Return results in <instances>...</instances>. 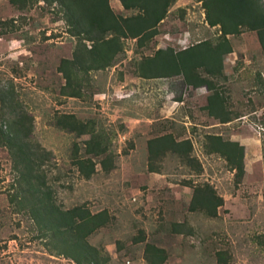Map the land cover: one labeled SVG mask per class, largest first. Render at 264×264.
Listing matches in <instances>:
<instances>
[{
    "label": "rangeland",
    "instance_id": "374dc122",
    "mask_svg": "<svg viewBox=\"0 0 264 264\" xmlns=\"http://www.w3.org/2000/svg\"><path fill=\"white\" fill-rule=\"evenodd\" d=\"M107 3L116 16L141 12ZM65 5L0 0V84L12 82L31 116L30 140L49 152L40 170L52 202L75 221L85 216L74 231L90 249L44 234L9 201L14 159L0 146V264H264V46L255 31L225 35L219 70L215 61L209 74L196 68L207 83L192 87L158 53L221 41L203 0L171 2L152 36L123 34L121 22L104 34L115 38L105 55L77 34L97 22L66 21ZM220 111L230 120L219 122ZM208 135L243 145L239 183Z\"/></svg>",
    "mask_w": 264,
    "mask_h": 264
},
{
    "label": "trees",
    "instance_id": "16d2710c",
    "mask_svg": "<svg viewBox=\"0 0 264 264\" xmlns=\"http://www.w3.org/2000/svg\"><path fill=\"white\" fill-rule=\"evenodd\" d=\"M59 1L62 5L66 4L65 7L69 11V14L64 16L66 21L72 18L79 27L86 19L93 23L97 22L99 27H95L96 25L83 27L77 30V34H82L84 39L95 43L94 52L99 55L109 44L111 46L115 39L104 38V34L117 30L121 22L124 25L123 34L127 32L131 37H138L141 34L154 35L156 24L165 16L167 6L174 0H119L126 8H138L141 11L131 17L116 16L108 6L107 0H79V4L91 6L89 14L87 12L86 14L80 5L73 8L67 5L65 0ZM203 2L206 10L205 20L210 26L216 24L220 26L223 35L221 41L213 48L207 42H199L174 54L158 53L166 57L168 67L173 66L176 74L181 75L182 82L192 87L207 83L206 79L195 71L196 68L204 66L205 72L209 74L215 71V65L212 64V61H215L219 70L221 55L229 51L224 36L234 34L239 27L244 26L255 31L259 43L264 46V7L260 0H203ZM207 100L208 105L212 100L217 101V94L208 96ZM220 113V117L215 115L219 122L230 120L227 114L221 111ZM31 133L32 118L22 109L12 82L7 80L5 84H0V146L5 147L10 157L14 159L12 168L15 176L10 186L13 190L9 195V201L26 207L44 234L55 230L59 241L64 245L68 243L88 250L90 247L74 231H81L83 224L81 220L83 221L85 216L79 215L75 221L74 217L78 214L74 210H60L53 204L50 189L45 184L44 172L40 170L48 160L49 152L30 140ZM207 138L210 149L225 158L235 171L236 183H239L244 172L243 145L237 141L223 140L219 135H208ZM170 143L172 147H181L184 154L188 149L181 141L171 139ZM261 151L264 158L263 149ZM217 205L219 204L215 206Z\"/></svg>",
    "mask_w": 264,
    "mask_h": 264
}]
</instances>
